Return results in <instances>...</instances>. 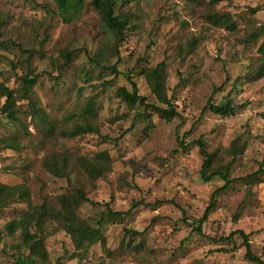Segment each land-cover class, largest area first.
<instances>
[{
	"label": "rangeland",
	"instance_id": "1",
	"mask_svg": "<svg viewBox=\"0 0 264 264\" xmlns=\"http://www.w3.org/2000/svg\"><path fill=\"white\" fill-rule=\"evenodd\" d=\"M115 1L116 15L129 22L118 45L90 0L68 22L50 0H0V84L16 91L21 76L37 77L28 99L17 104L25 108L29 99L35 101L54 124V133L46 135L29 117H21L20 127L0 112V141L16 135L21 147L8 151L0 142V183H24L32 207L57 208V195L81 188L87 199L102 204L80 206L79 216L93 222L103 217L104 205L121 212L143 203L130 216L104 221V247L76 252L69 237L51 225L44 238L47 264H254L245 259L238 235L218 242L237 230L252 233L250 250L264 264V77L253 79L263 62L264 0ZM214 14L221 16L218 24L209 20ZM66 53L70 60L63 64ZM94 57L99 66L91 64ZM160 63L175 115L155 100L145 78ZM130 81L163 113L152 106L128 107L119 92L131 93ZM228 100L246 107L228 118L201 115L208 102ZM3 102L0 96V107ZM87 107L89 114L83 113ZM85 122L99 134L70 138L62 132ZM199 139L223 165L233 157V143L238 150L229 176L234 182L213 196L201 234L196 221L224 182L201 180L203 157L194 144ZM100 152L110 157L109 171L90 179L75 158ZM61 153L69 156L68 182L43 166L46 157ZM258 170L261 182L247 184L245 177ZM27 209L17 203L0 210V264H22L14 258L19 233L7 236L3 227ZM232 247L230 254L214 252Z\"/></svg>",
	"mask_w": 264,
	"mask_h": 264
},
{
	"label": "trees",
	"instance_id": "2",
	"mask_svg": "<svg viewBox=\"0 0 264 264\" xmlns=\"http://www.w3.org/2000/svg\"><path fill=\"white\" fill-rule=\"evenodd\" d=\"M50 1L55 5L56 10L62 17L63 21L68 22L71 20V17L81 9L86 0ZM90 5L98 13L99 21L103 30L113 37L116 41V45L120 44L124 39L129 22L125 15H116L114 10L116 1L90 0ZM209 20L214 24H218L222 19L221 16L214 14L209 16ZM223 20L226 22L228 19L224 18ZM260 52L262 53L261 57L263 58V62L254 71L255 76L253 79L264 77V49L260 48ZM66 57L67 59L63 64H66V62L70 60V53H66ZM97 59L98 57L91 59V64L99 66ZM164 67L165 65L163 63L158 64L154 69L145 74V78L155 100L166 106L164 111L175 115L176 112L174 107L168 100L164 91ZM108 68H111L112 72L117 74L114 66ZM18 81L20 82V86L16 91L5 84H0V96L4 98V102L0 107L1 114L5 116L9 123L20 127H22L21 117H29L36 122L35 126L37 128L39 127L41 132H44L46 135L53 134L54 124L49 121L48 114L40 108L35 101L29 99L27 107L25 108H22L17 104V101L23 99L24 96H26L25 99H28L32 87L37 82V77H29L28 73H26L21 76ZM130 85L132 89L131 93L126 92L124 89H121L119 92L126 105L131 108L136 104L143 105L144 107H151L152 105L150 106L146 103L145 97L138 94L134 82L130 81ZM245 107V103L235 104L230 100L225 104L220 105L208 102L202 109L201 115L205 111H209L211 114L220 118H228L234 116L239 110H243ZM151 108L163 113V109L154 106ZM90 111L91 109L87 107L84 109L83 113L89 114ZM132 128L133 125L124 130L117 140L124 138ZM62 132L65 136L73 138L85 134L98 135L99 129L93 124L85 122L83 124H76L70 129L62 130ZM16 138V135H14L11 138L1 139V147L4 150L19 152L21 147ZM103 140H107V138L103 137ZM194 144L197 145L199 153L203 157L202 165L199 170L201 180L204 183H210L214 179L224 182L222 187L216 189L212 193L209 206L205 209L203 216L196 221L197 226L195 227V231L196 233L201 234V225L206 221L208 214L212 211L213 196L226 190L232 182H234L229 176L238 150L236 143H233L228 149L233 157L228 163L223 165L221 161L217 160L214 153H208L205 150V144L201 139L195 141ZM180 146L186 148L182 141H180ZM68 162L69 156L66 153L51 154L44 159L43 166L53 177L68 182L72 176V173L68 170ZM110 163V157L106 152H100L92 158L84 156H78L75 158L76 166L90 179L104 177L109 171ZM261 174L262 171L258 170L251 175H247L245 177L247 184L253 182L260 183L261 179H259V176ZM17 203H25L28 209L26 211H21L18 217L7 222L4 225L3 230L7 236H12L17 232L19 233L21 242L17 245L18 253L14 258L22 264L48 263L47 254L44 249V238L48 227L53 224L55 226L54 230L64 232L69 237L74 250L76 252H81L96 244H100L104 247V221H113L114 219H122L130 216L137 207L143 205L140 201L134 202L127 211L121 212L113 211L107 205H104L106 210L101 214L103 217L98 221L93 222L81 218L78 214V210L83 203H88L94 207L101 206L102 204L87 199L81 188L57 195L55 197V203L58 206L57 208L46 205L32 207L30 204L29 191L24 183L10 185L0 183V210L7 209L11 204ZM125 233L133 236L142 235L141 232L132 230H126ZM236 235L242 239L240 246L245 248V259L254 264H263L261 259L253 255L250 250L249 238L252 236V233L245 234L240 230L233 231L227 237L220 238L218 242L231 241ZM1 240L2 236L0 234V243ZM234 251L235 247H232L230 251L220 248L216 249L214 252L230 254Z\"/></svg>",
	"mask_w": 264,
	"mask_h": 264
}]
</instances>
